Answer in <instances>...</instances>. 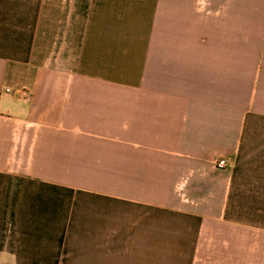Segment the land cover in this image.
Instances as JSON below:
<instances>
[{
    "label": "crops",
    "instance_id": "obj_1",
    "mask_svg": "<svg viewBox=\"0 0 264 264\" xmlns=\"http://www.w3.org/2000/svg\"><path fill=\"white\" fill-rule=\"evenodd\" d=\"M0 264H264V0H0Z\"/></svg>",
    "mask_w": 264,
    "mask_h": 264
},
{
    "label": "built area",
    "instance_id": "obj_2",
    "mask_svg": "<svg viewBox=\"0 0 264 264\" xmlns=\"http://www.w3.org/2000/svg\"><path fill=\"white\" fill-rule=\"evenodd\" d=\"M230 166V163L228 160L226 159H220L218 161H216L215 163V168L217 170H225Z\"/></svg>",
    "mask_w": 264,
    "mask_h": 264
}]
</instances>
